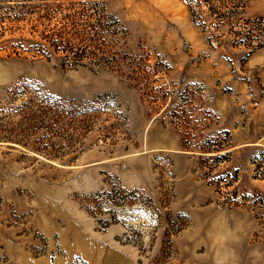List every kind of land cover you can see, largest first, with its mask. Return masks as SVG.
<instances>
[{
    "label": "rangeland",
    "instance_id": "obj_1",
    "mask_svg": "<svg viewBox=\"0 0 264 264\" xmlns=\"http://www.w3.org/2000/svg\"><path fill=\"white\" fill-rule=\"evenodd\" d=\"M0 264H264V0H0Z\"/></svg>",
    "mask_w": 264,
    "mask_h": 264
}]
</instances>
